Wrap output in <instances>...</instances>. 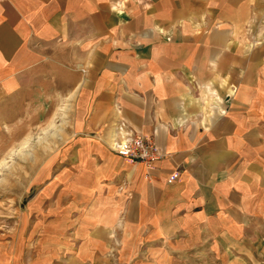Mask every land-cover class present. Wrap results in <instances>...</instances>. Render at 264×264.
Here are the masks:
<instances>
[{
  "label": "crops",
  "instance_id": "1",
  "mask_svg": "<svg viewBox=\"0 0 264 264\" xmlns=\"http://www.w3.org/2000/svg\"><path fill=\"white\" fill-rule=\"evenodd\" d=\"M39 114L76 223L264 256V0H0V146ZM134 135L160 157L110 149Z\"/></svg>",
  "mask_w": 264,
  "mask_h": 264
},
{
  "label": "rangeland",
  "instance_id": "2",
  "mask_svg": "<svg viewBox=\"0 0 264 264\" xmlns=\"http://www.w3.org/2000/svg\"><path fill=\"white\" fill-rule=\"evenodd\" d=\"M48 117L39 114L32 124L21 115L13 130L2 134L0 264H238L186 236L158 242L150 235L127 234L122 223L108 233L96 223H76L81 181L74 178L73 159L60 157L54 146L57 136L52 134L50 146L44 142ZM260 246L249 252H263ZM253 263L264 264V256Z\"/></svg>",
  "mask_w": 264,
  "mask_h": 264
},
{
  "label": "built area",
  "instance_id": "3",
  "mask_svg": "<svg viewBox=\"0 0 264 264\" xmlns=\"http://www.w3.org/2000/svg\"><path fill=\"white\" fill-rule=\"evenodd\" d=\"M110 149L120 157L139 161L145 165L160 157L154 142L147 137L134 135L118 142H111Z\"/></svg>",
  "mask_w": 264,
  "mask_h": 264
}]
</instances>
